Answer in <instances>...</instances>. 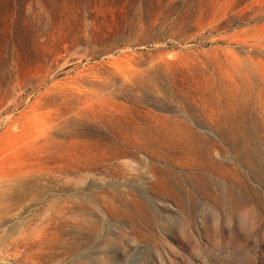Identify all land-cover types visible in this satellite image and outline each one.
Listing matches in <instances>:
<instances>
[{"label": "rangeland", "instance_id": "rangeland-1", "mask_svg": "<svg viewBox=\"0 0 264 264\" xmlns=\"http://www.w3.org/2000/svg\"><path fill=\"white\" fill-rule=\"evenodd\" d=\"M0 264H264V0H0Z\"/></svg>", "mask_w": 264, "mask_h": 264}, {"label": "bare ground", "instance_id": "bare-ground-1", "mask_svg": "<svg viewBox=\"0 0 264 264\" xmlns=\"http://www.w3.org/2000/svg\"><path fill=\"white\" fill-rule=\"evenodd\" d=\"M151 167H152V165H151ZM150 167V168H151ZM149 168V169H150ZM153 168V167H152ZM138 177H141V176H138ZM141 180V179H140ZM132 187H133V185H132ZM174 187V186H173ZM185 188V187H184ZM175 189V188H174ZM142 190V189H141ZM147 191V190H146ZM132 192L133 193H131L130 194V196L131 197H133L134 196V193L136 192V193H139V195H141V198H140V196L139 197H137V199L136 198H134L135 196H136V194H135V196L133 197V200H131V202L133 201V202H140V203H142L143 205H145V202L143 201V198H145L146 196V194L143 192V191H140L139 189H135V188H132ZM113 195V194H112ZM116 195V194H115ZM121 195V194H120ZM126 195V194H125ZM128 195V194H127ZM113 197V196H112ZM143 197V198H142ZM138 199H140L139 201H137ZM100 200V199H99ZM142 200V201H141ZM130 202V201H129ZM87 203V202H86ZM102 203L104 204V209L106 208L107 210H111V209H120V208H130V205L132 204H129L127 201H125L124 199H118V198H116V197H114L113 199H111L110 201H102ZM139 203V204H140ZM74 201H71V208H73V207H77V206H74ZM80 204V203H79ZM83 204H85V202L84 203H82V206H84ZM88 205L86 206V208H89V209H92L93 210V208L91 207V205H92V203L91 202H88L87 203ZM81 205V204H80ZM99 205V204H98ZM97 205V206H98ZM78 207H80V206H78ZM139 207H140V205H139ZM84 208V207H83ZM220 208V207H219ZM225 208V207H224ZM75 209V208H74ZM74 209H73V213H74ZM79 209V208H78ZM88 209V210H89ZM82 210V209H81ZM84 210V209H83ZM86 210V209H85ZM79 211V210H78ZM91 211V210H90ZM95 210H93V212H94ZM112 211V210H111ZM72 212V211H71ZM75 212H77L76 210H75ZM116 212V211H115ZM80 213V212H79ZM111 213H113V212H111ZM75 214V213H74ZM120 214V213H119ZM124 214V213H123ZM72 215V214H71ZM118 215V214H117ZM114 216V215H113ZM123 218H124V216H123ZM127 218V217H126ZM100 219V218H99ZM120 219V218H119ZM101 220V219H100ZM102 224V223H101ZM98 225V224H97ZM74 235V234H73ZM122 257V256H121Z\"/></svg>", "mask_w": 264, "mask_h": 264}]
</instances>
